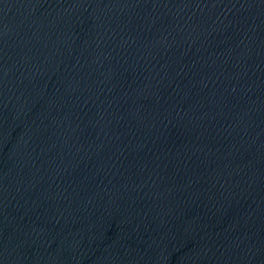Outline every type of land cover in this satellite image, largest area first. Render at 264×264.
<instances>
[{"label": "water", "instance_id": "water-1", "mask_svg": "<svg viewBox=\"0 0 264 264\" xmlns=\"http://www.w3.org/2000/svg\"><path fill=\"white\" fill-rule=\"evenodd\" d=\"M0 264H264V0H0Z\"/></svg>", "mask_w": 264, "mask_h": 264}]
</instances>
